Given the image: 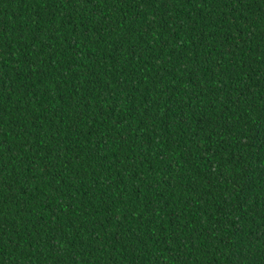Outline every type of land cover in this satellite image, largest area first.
<instances>
[{"label":"trees","instance_id":"16d2710c","mask_svg":"<svg viewBox=\"0 0 264 264\" xmlns=\"http://www.w3.org/2000/svg\"><path fill=\"white\" fill-rule=\"evenodd\" d=\"M0 264H264V0H0Z\"/></svg>","mask_w":264,"mask_h":264}]
</instances>
